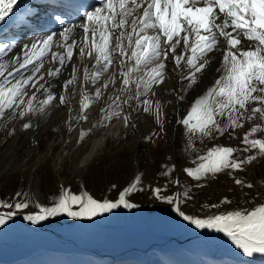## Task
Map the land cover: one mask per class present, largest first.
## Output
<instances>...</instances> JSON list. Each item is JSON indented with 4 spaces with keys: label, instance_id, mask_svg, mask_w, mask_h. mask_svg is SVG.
<instances>
[{
    "label": "snow or ice",
    "instance_id": "snow-or-ice-1",
    "mask_svg": "<svg viewBox=\"0 0 264 264\" xmlns=\"http://www.w3.org/2000/svg\"><path fill=\"white\" fill-rule=\"evenodd\" d=\"M16 5L17 0H0V21L11 14L9 23L26 29L31 21L23 10L14 11ZM82 15V23L66 26L59 33H51L21 48L0 43V120L18 121L21 130L27 132L34 127L32 118L47 116L52 109L65 105L69 86L78 79L74 50L79 58L87 56L94 60L91 69L85 66L83 81L85 86L95 87V98H100L110 85L115 88L120 84V91L124 92L130 84H135L137 103L132 111L153 115L161 129L160 102L150 97L155 96V87L172 74L167 70L178 72L181 81H187L192 88L198 85L197 74L211 68L216 59L213 54L222 53L220 67L216 69L221 74L214 86L195 100L177 124L190 134L213 138L215 134L223 136L229 129H243L245 122L264 120V0H100L99 6ZM77 29L80 38H77ZM9 53L11 57L5 61ZM49 59L56 65L54 69H47L49 80L58 78L62 69L72 65L70 77L63 82V91L59 94L53 91L56 86L41 71ZM105 74L109 78L100 84ZM81 91L85 92L86 88ZM183 98L177 96L178 100ZM91 99L85 96L81 101V115L75 118L77 123L88 120L84 112ZM108 100L111 103L101 109V121L87 131L81 130L78 143L93 129L107 128L114 118L122 115L120 97L109 96ZM218 117H226L228 123L221 125ZM124 121L125 127L133 126L126 114ZM15 131L13 128L9 135ZM71 131L73 126L69 123ZM260 131L264 128L253 126L242 139V151L253 154L237 158L236 148L213 147L206 156L200 157L205 162L196 168H185L184 172L194 181L225 173L232 176L236 185L251 189L253 184H245L233 174L244 171L245 165H251L258 157H264V139L254 138ZM151 140V136L147 138V142ZM175 170L173 165L164 175L172 180ZM172 182L180 184L179 179ZM140 184L141 176H137L129 187L119 192L115 201H99L86 191L76 194L61 186L52 206L37 203L38 211L27 214L25 210L32 203L30 194L17 192L14 198L0 200V226L17 215L38 224L57 216L92 220L120 207L133 209L137 205L129 202L128 197L143 190ZM150 191L154 198L174 205V211L196 229L222 233L244 256L264 254V203L252 210L198 218L185 214L180 207L182 198H190L188 193L164 196L162 192L166 188L161 187ZM222 203L230 201L225 199Z\"/></svg>",
    "mask_w": 264,
    "mask_h": 264
},
{
    "label": "rangeland",
    "instance_id": "rangeland-1",
    "mask_svg": "<svg viewBox=\"0 0 264 264\" xmlns=\"http://www.w3.org/2000/svg\"><path fill=\"white\" fill-rule=\"evenodd\" d=\"M214 56L216 59L213 60L211 68L197 74V86L188 87V82L181 81L178 73L174 75V81L172 80L166 92L167 97L151 98L160 102L162 129L151 114L142 112L141 116L134 118L136 112L132 109L137 103L135 84H130L124 92L120 91L121 85L117 86V94L114 96L120 97L122 115L114 118L107 128L93 129L81 143H78L77 132L80 124L84 122L82 120L77 123L75 119L81 115L80 99L76 100L77 109L74 110L76 111L74 115L73 112H69L67 115L64 114V118L55 119L46 135L39 137L38 154L35 153L37 156H33L28 168L25 171L16 169L0 176V200L14 198L17 192H28L29 181L34 182L32 178L34 173L37 176L35 180L43 206H52L54 200L58 198L61 186L70 188L76 194L86 191L99 201L104 199L115 201L119 192L129 187L137 175L141 176L140 187L143 190L128 197L137 207L132 209L131 220H128L123 207L92 220L57 216L50 218L47 223L23 225L16 220L27 221L23 215H17L13 217L15 221H10L4 227L0 226V264H41L43 262L40 251H45L51 256L45 264H59L57 259L52 258L53 254H57L60 260L67 264H84L80 263V259L95 256L93 251L96 249L103 254L101 257L96 256L97 258L113 257L114 264H147L143 251L152 243H158L153 247L156 253L171 260L173 264H264V254L244 256L222 233L196 229L174 211V205L154 198L150 191L161 187L166 188V191L162 192L164 196H175L177 192L188 193L190 198L187 200L182 198L180 207L185 214L198 218H207L209 215L227 211L252 210L264 203V157H258L251 165H245L244 171L233 174L245 184H253L251 189L236 185L232 176L225 173L194 181L184 172L185 168H196L205 162L200 157L206 156L213 147L236 148L237 158L253 154L242 151L243 136L253 126L260 125L264 128V120L257 119L245 122L243 129L234 131L229 129L223 136L215 134L213 138H209L201 137L199 133L190 134L177 124V120L187 115L195 100L206 95L208 89L214 86L215 80L219 78L221 73L216 69L220 67L222 53H214ZM135 75L133 74V78ZM178 95L183 96V100H178ZM76 96L77 85L74 86L67 101ZM125 100L131 108L123 103ZM103 103L101 105L106 109L111 101ZM125 114L133 122V126L125 127ZM70 120L73 126L71 133L68 125ZM218 120L221 125L228 123L226 117H218ZM100 121L101 110L95 111L89 127L86 126L85 130L91 129L93 124ZM19 124L18 121H13L5 127L6 129L0 130V140L4 141L0 144V152L14 148L16 158L21 161L29 147L25 142L28 131H22ZM13 128L16 129L15 134L9 135ZM17 136L19 145L14 147L11 142ZM150 136L152 140L147 142ZM254 138L264 139V131L254 134ZM95 143L97 148L90 159L82 167L70 169V160L66 156L77 150L75 161L78 165L82 156H85L90 146ZM35 161L38 162L36 168L33 166ZM60 161L62 183L55 167ZM173 165L176 170L172 180L179 179V186L164 175ZM225 199L230 203H222ZM213 204L217 207L211 208ZM27 212L25 211V214ZM66 221L69 228L61 231L60 224ZM184 225L190 231L187 238L183 237ZM130 226L136 229L132 231L133 234L129 231ZM54 232L57 236L53 240L40 236L42 233ZM58 233L65 237L66 241L63 242L73 248L75 246L82 248L87 256L83 254L80 257V252L72 250L56 251L55 248L60 244ZM199 247L204 249V253L197 257L194 250Z\"/></svg>",
    "mask_w": 264,
    "mask_h": 264
},
{
    "label": "bare ground",
    "instance_id": "bare-ground-1",
    "mask_svg": "<svg viewBox=\"0 0 264 264\" xmlns=\"http://www.w3.org/2000/svg\"><path fill=\"white\" fill-rule=\"evenodd\" d=\"M99 4H100V2H98V1L93 3L92 9L97 7V6H99ZM34 9H35V0H17V5L15 6L14 11L23 10L26 14L29 13V15H30L32 13L31 11L34 10ZM10 20H11V14L8 17H5L4 21H0V30L2 29L1 27H3L5 24H7ZM83 20H84V18L80 22L76 23V25L82 23ZM71 25H74V24L58 25V27L56 28L55 32H53V33H59L61 31H63L64 27L71 26ZM76 33H77V38H80V35H79L80 34V30L79 29L76 30ZM41 39H37V40H32L30 42H26V39L24 37H21V36H18V35H15V36L13 35V36H11V37H9L7 39H0V43L14 44V45L17 46V48H21L25 44H30L33 41H39ZM58 42L59 41H57V43ZM11 55L12 54L9 53L8 56L5 57V61H7L11 57ZM73 61L75 62L76 66L79 69V71L77 73L78 79L72 86H69V89H68V91L66 93V96H67V98L70 96V94L72 93L75 85H77V94H78V96H76L75 98H73L69 102L67 101L65 105L59 106V107H56V108L52 109L51 112L47 116L32 118V123H33L34 127H33V129H30L27 132L28 133V136H27L28 138H26L25 142H26V146L29 147V148H27V150L25 152V156L23 157V159L21 161H19L16 158L15 149L14 148H10V150H4V151L0 152V176L5 175L9 171H16V169L25 171L28 168V165H29L30 161L32 160V158H34L33 156L36 155L35 153L38 152L37 149H38L39 137H42L43 135H46L48 130L51 129L50 128L51 125L53 124V122H55V119H57L58 117H61V119H62V117L64 118V114L69 113V112H73V115H74L75 112H76L74 110L77 109V108H75V107H77L76 106V104H77L76 100L77 99H80L79 101L81 102L82 100H84L85 96H88V97L92 98L89 108L84 112V115H86L88 117V120L86 122L83 121L84 123L80 124L81 126L78 127V131L80 132L81 130H85L86 126L89 127V125H90L89 123H90L91 118L93 117L94 112L103 109V106L101 105V103L102 102H104L103 104L107 103L108 97L115 95L116 88L120 84H118L115 88H113L110 85L109 89L104 91L103 95L100 98H95V96H94L95 87L92 86V85L85 86L84 81H83L84 68H85V66H87L89 69H91L92 64L94 63L93 58L86 56L83 59H81V58H79L77 51L74 50ZM55 67H56V65L52 64L50 62V59H49V61H47L45 63V66H44V68L41 71L45 73V79L46 80H49V78L46 75L47 69L48 68H53L54 69ZM71 68H72L71 64L67 65L64 69H62V72H61V74H60V76L58 78H53V79L49 80V83H51V84L56 86V87H54L53 91L57 92L58 94L63 91V87H62L63 82L70 77ZM110 71H111V69H110ZM167 71L171 72L172 74L169 75L168 77H166L165 81L161 85L155 87V89H154L155 90V96H151L150 98H153V97H155V98L167 97L166 92H167L168 88L170 87V85L172 84V80L175 78L176 74H178V72H174L171 68L168 69ZM206 76H204V77H206ZM108 78H109L108 74H105L101 78L99 83L102 84L103 81L108 79ZM42 83H43V81H42ZM82 88H86V91L83 92V93L81 91ZM141 99H143V97H141ZM77 111H79V110H77ZM141 114H142V112L139 113V114L135 113L134 114V118H138L139 116H141ZM65 118H66V116H65ZM13 121L14 120H10V119L0 120V130L5 128V127H8V124L13 122ZM70 122H71V120L68 123H70ZM6 124H7V126H6ZM79 132H77L78 135H79ZM17 138H19V137L18 136L15 137L13 139V141L11 142L12 146H14V147H17V145H19L17 143L18 142ZM3 143H4V141L0 140V144H3ZM96 146H97L96 143L90 146V149H89L88 153L85 154V156H82V159H81V161H80V163L78 165L76 164V161H75V159H76V157L78 155V151L77 150H74L73 153H71L70 155L66 156L70 160V167H71L70 169L74 170L77 167L78 168L82 167L90 159V156L92 155V153L97 148ZM37 159H39V158H37ZM38 162H39V160H38ZM38 162H36V161L34 162L33 166L35 168L37 167V163ZM55 167L57 169V174H58V177H59L61 175V170H62V161H60L58 163V166H55ZM75 172H76V170H75ZM35 177H37V176L34 173H32V178H34V182L33 181H29V184H28L29 186L27 185L28 186V193L30 194V198H31L32 203L30 205V209L29 210H25V211L37 212L38 209L35 207V205L37 203L42 205V202H41V199H40V193H39V190H38L39 188H37V185H36L37 182L35 180L36 179ZM136 177H137V175H135V177L132 179L130 185L135 181ZM59 181L62 183L61 176L59 177ZM125 210L127 212L128 220H131L132 219V209H126L125 208ZM15 220L16 219L13 218L11 221H15ZM48 220H50V219H48ZM48 220L43 221L41 223H47ZM16 222H19V223L22 224V222L20 220H18V221L16 220ZM67 222L68 221L60 224L61 231L66 230V229L69 228V224ZM134 230H136L135 227L134 226H130V228H129V231H131L130 233L133 234L132 231H134ZM61 235L58 233V238H60L59 239L60 240V244H59V246L57 248H55V250L56 251H59V250H63V251L72 250L74 252H80V257H82L83 254H84L82 248L77 247V246H75L73 248L72 246H69V244L63 242V241H66V240H65V237L61 236ZM189 235H190V231H189L188 227L184 225L183 237L187 238ZM40 236L43 239L53 240L54 238H56L55 236H57V234H55V232L54 233H48V234H43L42 233V234H40ZM61 239H63V240H61ZM65 244H67V245H65ZM156 245H158V243H152L147 248V250L143 251V253L145 255L146 263L147 264H170V263L173 264V262L171 260H169V259L163 257L162 255H159L158 253H156L155 249L153 248ZM122 249H125V248H122ZM96 250L93 251L95 256L86 257L87 255L84 254V256L86 258L85 259H80V263L83 262L84 264H111L109 261H111V259L113 257L111 259L109 257H102L101 259L97 258L98 256L101 257V255H103V254L101 252H99V251H96ZM203 250L204 249L202 247H199V248L195 249L194 250L195 255L197 257H200L201 254L204 253ZM50 257L51 256L49 254H47L45 251H40V258H41V261L44 264ZM52 258L53 259H57L59 261V264H67L66 262L61 261L60 257H58L57 254H53ZM43 263H41V264H43ZM52 264H55V263H52Z\"/></svg>",
    "mask_w": 264,
    "mask_h": 264
},
{
    "label": "water",
    "instance_id": "water-1",
    "mask_svg": "<svg viewBox=\"0 0 264 264\" xmlns=\"http://www.w3.org/2000/svg\"><path fill=\"white\" fill-rule=\"evenodd\" d=\"M22 222V224L24 225V224H30V222H25V221H21Z\"/></svg>",
    "mask_w": 264,
    "mask_h": 264
}]
</instances>
